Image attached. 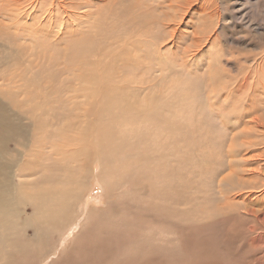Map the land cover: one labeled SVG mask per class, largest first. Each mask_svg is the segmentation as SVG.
Here are the masks:
<instances>
[{
	"label": "rangeland",
	"instance_id": "1",
	"mask_svg": "<svg viewBox=\"0 0 264 264\" xmlns=\"http://www.w3.org/2000/svg\"><path fill=\"white\" fill-rule=\"evenodd\" d=\"M186 4L0 0V263L264 264V0Z\"/></svg>",
	"mask_w": 264,
	"mask_h": 264
},
{
	"label": "bare ground",
	"instance_id": "2",
	"mask_svg": "<svg viewBox=\"0 0 264 264\" xmlns=\"http://www.w3.org/2000/svg\"><path fill=\"white\" fill-rule=\"evenodd\" d=\"M186 1V5L187 6H189L190 7V5H192L193 4V2H194V4H197L198 2H199V0H185ZM198 5V4H197ZM177 6V5H176ZM182 6H183V4H182ZM184 7H185V5H184ZM197 7V6H196ZM202 7H207V4H205V5H202ZM210 7V6H209ZM192 8H193V6H192ZM185 9V8H184ZM202 11H204L203 9H201ZM197 11V10H196ZM200 11V10H199ZM200 13V12H199ZM203 13V12H202ZM211 13H213V12H211ZM215 31V30H214ZM213 31V32H214ZM198 34V33H197ZM220 36V35H219ZM213 49V48H212ZM200 51V50H199ZM202 52V51H201ZM203 55V54H202ZM199 61V60H198ZM263 61V60H262ZM263 71V70H262ZM264 73V72H263ZM241 76V75H240ZM259 79H260V76L258 77ZM262 79H264V78H262ZM262 79H260L261 80V82H264ZM250 80V79H249ZM258 81V80H257ZM258 83V82H257ZM263 85H264V83H262ZM213 85V84H212ZM244 87H246L248 84L246 83V82H244ZM258 85V84H257ZM264 87V86H263ZM260 88H261V86H260ZM259 92H260V90H259ZM263 93V92H262ZM261 95V94H260ZM263 95V94H262ZM249 109H250V107H249ZM243 114V113H242ZM257 116V117H256ZM256 116H254V117H256V118H258L259 116L258 115H256ZM262 118H263V116H261ZM251 118V117H250ZM261 119V118H260ZM259 119V121H261V124H262V120L263 119H261L260 120ZM252 119H250V120H248L249 122L251 121ZM247 121V122H248ZM254 121H256V122H259V121H257V119L256 120H254ZM253 121V122H254ZM252 122V121H251ZM251 122H250V124H251ZM236 124H238L237 122H236ZM253 124V123H252ZM263 124H264V121H263ZM239 125V124H238ZM248 125L249 124H246V125H244V129L243 130H241V132L242 131H244V130H246L245 129V126H247L248 127ZM257 125H259V124H256V126ZM7 123H6V120L5 119H3V117H1L0 118V127L4 130L5 129V127H6V130L8 131V133L10 132V133H12V131H10L8 128H7ZM249 126H251V125H249ZM252 126H254V125H252ZM251 126V128H259V130H260V127H256V126H254V127H252ZM262 126V125H261ZM234 128V127H233ZM254 128V130H256ZM262 128V127H261ZM263 128H264V126H263ZM250 128H248V130H249ZM6 130L5 131H3V133H2V135H3V139H7V133H6ZM251 130V129H250ZM253 130V129H252ZM257 131V130H256ZM249 132V131H248ZM254 132V131H253ZM259 132H261V130L259 131ZM259 132H257V133H259ZM263 133H264V131H262ZM261 132V133H262ZM1 133V132H0ZM9 133V134H10ZM242 133H244V132H242ZM250 133V132H249ZM263 133H262V135H263ZM253 134V133H252ZM251 134V135H252ZM244 135V134H243ZM261 136V135H260ZM264 136V135H263ZM259 137V136H258ZM2 139V141H4ZM258 139V138H257ZM259 139H260V137H259ZM258 139V140H259ZM261 139H263L262 137H261ZM264 140V139H263ZM262 140V141H263ZM6 141V140H5ZM260 141V140H259ZM252 142V141H251ZM251 142H249V144L248 143H245V142H243V143H245V144H248V145H251V144H253L254 145V143H251ZM262 143H264V142H262ZM245 144H243V145H245ZM261 144V143H260ZM260 144H258V145H260ZM250 148V147H249ZM249 150V149H248ZM233 151V150H232ZM231 152V151H230ZM231 154H232V157H234L233 155L235 154V153H232L231 152ZM233 164L231 163L230 164V166H232ZM3 167V166H2ZM233 167H234V165H233ZM232 168V167H231ZM235 168V167H234ZM234 168H232V170L234 169ZM236 169V168H235ZM231 170V169H230ZM236 170H234V172H235ZM245 171V170H244ZM232 172V171H231ZM264 172V171H263ZM236 173V172H235ZM234 173V174H235ZM246 173H247V170H246ZM250 174H251V172H250ZM230 175V174H229ZM231 176H233L232 175V173H231ZM248 176H250V175H248ZM252 176V175H251ZM234 177V176H233ZM234 178H236V177H234ZM238 178V177H237ZM248 179V178H247ZM252 179H254V178H252ZM262 180H264L263 179V177L261 178ZM223 181V180H222ZM231 181H232V179H231ZM234 181V180H233ZM233 181H232V183H233ZM236 182H234L233 184H235ZM241 183V185L242 186H246V185H248V183L246 184V182L244 181V183H242V181L240 182ZM239 183V184H240ZM253 183V182H252ZM237 184V183H236ZM254 184V183H253ZM4 185L6 186L7 185V183H6V179H4V177H3V169L0 167V244H2L3 242H4V240H5V238L7 237V235L10 233V231H11V227L10 228H7L6 227V225H7V221H9V216L12 214V212H13V210L12 209H10L9 208V204H8V198H9V193H6L5 192V189H4ZM235 186H237V185H234V187ZM241 186V187H242ZM253 187H255L254 185H252ZM262 187L264 186V184L263 185H261ZM233 187V189H235ZM252 187V188H253ZM237 188H239V186H237ZM245 188V187H244ZM248 188V187H247ZM246 188V189H247ZM6 189H8V188H6ZM243 189V188H242ZM232 190V189H231ZM231 190H229L230 192H229V195L230 194H232L233 193V191H232V193H231ZM236 191V190H235ZM240 192H242V191H240ZM250 194V197L249 198H247V199H245L244 201H243V203H246V204H244L243 205V207H239V209H243V210H245V212L244 213H246L247 215H248V217H250V218H253V219H256L257 220V222L259 223V224H261V225H263L264 226V191L262 190V192L260 191L259 192V195L258 196H255L254 198L252 197V193H249ZM248 194V195H249ZM228 195V194H227ZM225 196V195H224ZM234 196V195H233ZM228 197V196H227ZM251 197L253 198V199H251ZM14 198V197H13ZM236 199V198H238V201L241 199V198H243V195L240 193H238V194H235V197H233V198H230V201H233L232 199ZM235 203H233V204H236V201H234ZM231 203V202H230ZM239 203V202H238ZM219 205H221V204H219ZM227 205H228V203H227ZM232 206V205H231ZM236 206V205H235ZM11 207V206H10ZM229 207V206H228ZM234 209H231L232 211H236V209H237V207L235 208L234 206H232ZM231 207V208H232ZM218 210V209H217ZM220 210V209H219ZM218 210V211H219ZM220 213V212H219ZM245 214V215H246ZM256 225V224H255ZM260 227V226H259ZM262 227V226H261ZM264 228V227H263ZM239 236V235H238ZM259 236V235H258ZM252 242V246H254L255 248H256V246L255 245H257V246H263V242H264V235H263V238L262 239H255L254 241H251ZM254 244V245H253ZM228 245H230V244H228ZM226 246H227V244H226ZM225 251V252H224ZM235 251V250H234ZM233 251L230 249V248H228V247H225L224 248V250H223V254H221L222 255V257H228V259H231L232 258V256H233ZM235 255V254H234ZM193 260V259H192ZM145 261H147V260H145ZM229 261V260H228ZM231 261H232V259H231ZM230 261V262H231ZM0 264H11L9 261H5V262H3V263H0Z\"/></svg>",
	"mask_w": 264,
	"mask_h": 264
}]
</instances>
